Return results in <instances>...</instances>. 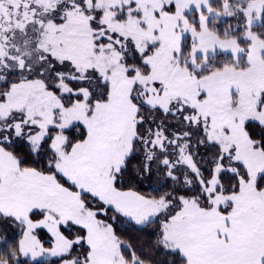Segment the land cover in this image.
<instances>
[{
    "label": "snow or ice",
    "instance_id": "1",
    "mask_svg": "<svg viewBox=\"0 0 264 264\" xmlns=\"http://www.w3.org/2000/svg\"><path fill=\"white\" fill-rule=\"evenodd\" d=\"M0 264H264V0H0Z\"/></svg>",
    "mask_w": 264,
    "mask_h": 264
}]
</instances>
